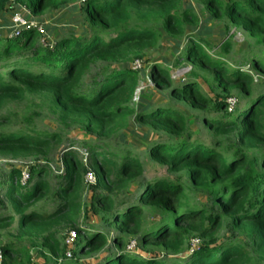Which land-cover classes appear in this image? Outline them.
<instances>
[{
    "label": "trees",
    "instance_id": "16d2710c",
    "mask_svg": "<svg viewBox=\"0 0 264 264\" xmlns=\"http://www.w3.org/2000/svg\"><path fill=\"white\" fill-rule=\"evenodd\" d=\"M8 1L0 0V13ZM14 2L36 16L78 5L84 31L62 28L42 43L47 37L29 21L16 35L0 37V159L33 160L25 182L19 168L0 181V233L18 219L17 240H0L1 264L264 263V0ZM201 15L255 38L246 51L251 56L230 57L229 41L212 46L199 34ZM164 35L175 45L174 59L154 60L148 72L161 100L152 96L137 108L139 71L131 64ZM174 67L188 70L174 80ZM27 96L39 97L59 125L88 136L85 155L61 131L11 109ZM175 100L200 110L197 120L208 136L191 128ZM136 124L157 135L143 156L125 137ZM55 152L64 169L54 179ZM147 160L167 174L148 179ZM89 172L96 180L88 204ZM94 214L99 223L91 221ZM71 230L77 239L68 256ZM128 238L139 239L144 253L128 250ZM33 246L43 263L35 261ZM186 250L183 259L175 257Z\"/></svg>",
    "mask_w": 264,
    "mask_h": 264
},
{
    "label": "rangeland",
    "instance_id": "374dc122",
    "mask_svg": "<svg viewBox=\"0 0 264 264\" xmlns=\"http://www.w3.org/2000/svg\"><path fill=\"white\" fill-rule=\"evenodd\" d=\"M18 4L14 2V0H9L6 3L5 9L0 13V37H7L16 35L22 28L27 24V22H31V25L38 26V29L44 34L45 37H41L40 41L42 43L50 40L52 41L54 37L58 34V30L65 28L67 30L75 29L78 33H82L84 31V26L80 22V14L79 10L76 9L78 5L75 4H68L63 7L59 8H52L46 9L42 12L41 15L36 16L32 13L30 9L27 7L17 6ZM202 16L201 20V30L199 34H203L206 40H208L212 46L220 47L224 42L229 41L230 43V50L228 55L239 62H244L248 59L251 55H246V51L250 48V45L255 44V38L249 36V34L243 31L239 26L232 25L230 28H227L223 23H219L220 20H206V17ZM40 18H44L45 22L39 21ZM29 18H32L29 20ZM46 24L50 25V28H46ZM56 28V29H55ZM55 29V30H54ZM264 47V45H262ZM209 48V46H208ZM257 48V47H255ZM174 50L175 45L170 40V38L164 35L159 44L151 49L147 57L140 61V64L132 62L131 66L133 69H137L139 71V83L137 88V96L133 100V104L140 108L141 100H148L153 96V98H157L158 101L161 100L162 93L157 91L154 93L152 91V85L150 83V77L148 78V72L150 70V66L152 61L154 60H163L166 59L171 62L174 59ZM148 58V59H147ZM146 60H148L146 62ZM248 68V67H247ZM188 69L187 68H180L174 67L172 68L173 79L177 80L179 75L184 74ZM146 78V79H145ZM260 77L256 75V80H259ZM90 80L88 76L86 78V82ZM142 92L144 96L141 95ZM177 106H179L182 110H184L191 121V128L193 130H202L204 133L203 135H207V131L203 123L197 120V116L200 113L199 109L193 108L189 106V104L175 100L174 101ZM230 108H234L233 103L231 104ZM11 109L20 111L21 114L26 113L27 116L31 117L32 121L37 124L40 128H47L51 130H59L62 132V136L64 140L71 138L70 140L75 141V147L78 150L80 155H85L86 146L84 145V140L88 138V136L77 128H64L63 126L59 125L55 119V117L50 113V111L45 107L39 97L36 96H27L24 99L17 101L12 104ZM23 119L14 120L12 123V127L20 124ZM126 139L129 144H131V148L140 155L143 156L145 152V148L147 143L151 140L155 139L157 135L153 133L147 125L145 124H136L131 129L126 131ZM66 145V144H65ZM61 153L55 152L50 156V174L51 178L56 177L62 170L64 169V165L61 161ZM85 157V156H84ZM42 163H46L45 161H41ZM33 163L31 158L25 159H12V158H1L0 159V181H4L7 177V173L12 168H19L22 170L23 174V182L27 180L29 165ZM147 171L146 175L148 179H152L154 177H162L163 174H167L165 168L159 164H153L150 160H147ZM55 179V178H54ZM86 183L89 182L87 180L86 175ZM95 179L90 181L85 186V201L89 204L92 200L93 190L91 187V183H95ZM186 184V182H185ZM139 185L136 183V186ZM135 185L132 186L133 189H136ZM101 191H103L101 189ZM193 192H191V195ZM194 195V194H193ZM197 200L201 201H208V195H203L201 197H197L194 195ZM18 220V219H17ZM13 224L12 228L5 230L0 233V240L2 243L7 241L14 240L16 241V234H17V227L18 221ZM100 218L97 215L91 216V221L94 223H99ZM83 221V220H82ZM81 221V223H82ZM108 233L116 232L114 227H103ZM70 232V231H69ZM230 233V232H229ZM68 237V236H67ZM66 237V239H67ZM23 243L28 244L27 239L20 240ZM67 242V241H66ZM200 243L198 238L192 240L193 247H197ZM126 248L131 251L144 253L143 247L141 246V242L139 239L136 238H128ZM71 247V248H70ZM70 252L72 254V249L75 247V244L72 246L70 245ZM150 252H153L158 255H167V251L161 248L151 247L149 248ZM190 250H186L183 253H179L175 255L179 259H183L186 254ZM45 252L48 250L45 248ZM32 253L35 261L37 263H43L44 257L39 253V246L32 247ZM170 254V253H169ZM2 262V258L0 259V264ZM264 264V263H261Z\"/></svg>",
    "mask_w": 264,
    "mask_h": 264
},
{
    "label": "built area",
    "instance_id": "2783aa9c",
    "mask_svg": "<svg viewBox=\"0 0 264 264\" xmlns=\"http://www.w3.org/2000/svg\"><path fill=\"white\" fill-rule=\"evenodd\" d=\"M135 63L137 64H140V60H136ZM29 176V174H28ZM28 178V177H27ZM93 179H95V175L93 172H89L87 174V180L90 182V181H93ZM77 239V232L75 230H71L67 239H66V243L70 246V245H74L75 244V241ZM71 248V247H70ZM67 255L68 256H71V252H70V249H68L67 251ZM2 258V253L0 252V259Z\"/></svg>",
    "mask_w": 264,
    "mask_h": 264
}]
</instances>
